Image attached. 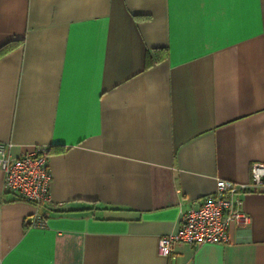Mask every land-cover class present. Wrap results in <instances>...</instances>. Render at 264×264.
<instances>
[{
  "label": "crops",
  "instance_id": "1",
  "mask_svg": "<svg viewBox=\"0 0 264 264\" xmlns=\"http://www.w3.org/2000/svg\"><path fill=\"white\" fill-rule=\"evenodd\" d=\"M3 46L0 142L48 148L52 203L0 171V264H264V192L227 242L158 247L264 163V0H0Z\"/></svg>",
  "mask_w": 264,
  "mask_h": 264
},
{
  "label": "built area",
  "instance_id": "2",
  "mask_svg": "<svg viewBox=\"0 0 264 264\" xmlns=\"http://www.w3.org/2000/svg\"><path fill=\"white\" fill-rule=\"evenodd\" d=\"M10 147V143L0 142V171L5 191L17 193L20 199L36 207L52 203L48 148L35 145L29 151L13 156ZM250 178L249 183L216 180L213 194L204 198L198 206L183 212L178 229L160 238V253L170 255L177 243L191 246L225 243L232 223L238 226L248 225L249 216L242 211L236 195L246 191L264 192V163L251 164ZM29 225L43 227L44 216L35 212Z\"/></svg>",
  "mask_w": 264,
  "mask_h": 264
},
{
  "label": "trees",
  "instance_id": "3",
  "mask_svg": "<svg viewBox=\"0 0 264 264\" xmlns=\"http://www.w3.org/2000/svg\"><path fill=\"white\" fill-rule=\"evenodd\" d=\"M5 47L6 46H3V47L0 48V54H2L5 51Z\"/></svg>",
  "mask_w": 264,
  "mask_h": 264
}]
</instances>
